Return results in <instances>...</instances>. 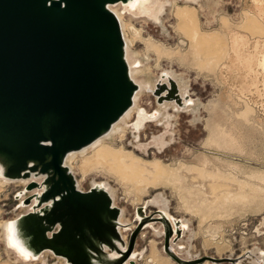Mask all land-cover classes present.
<instances>
[{
  "label": "water",
  "instance_id": "water-1",
  "mask_svg": "<svg viewBox=\"0 0 264 264\" xmlns=\"http://www.w3.org/2000/svg\"><path fill=\"white\" fill-rule=\"evenodd\" d=\"M132 1L0 0V167L10 180L45 178L27 188L45 187L24 201L37 199L35 211L16 221L36 256L50 251L68 264H135L138 236L157 223L164 228L163 251L177 264H238L241 258H182L171 248L183 238L181 220L174 221L175 232L164 213L148 214L144 206L136 210L126 248L121 209L108 191H82L65 165L70 153L109 133L134 104L139 86L111 10ZM154 96L160 104H182L173 79ZM112 253L119 257L110 259Z\"/></svg>",
  "mask_w": 264,
  "mask_h": 264
},
{
  "label": "rangeland",
  "instance_id": "rangeland-1",
  "mask_svg": "<svg viewBox=\"0 0 264 264\" xmlns=\"http://www.w3.org/2000/svg\"><path fill=\"white\" fill-rule=\"evenodd\" d=\"M214 1L216 0H199L197 5L178 1V6L198 8L199 4L212 5ZM169 10L170 8L163 17L165 28L142 19L143 16L134 19L132 23L127 22L140 31L141 37L139 36V40L136 39L138 42L135 40L134 49L149 55V66L153 77L159 78L161 73L168 69L185 75L191 81V96L201 101L202 105L199 109L195 107L194 111L187 113H176L170 109L168 114L171 117L167 122L162 125L155 122L147 123L139 135L131 127L135 120L133 114L128 122V132L118 135L113 142L102 145L111 146L117 151H124L147 162L157 161L165 170H173L177 173L180 172L181 165L194 166L197 169L194 171L195 177L199 180L203 179L201 180L203 182L213 181L217 193L222 190L221 184L224 182L237 184V181L247 184V188H251L253 194L257 193L258 188L264 191V181L258 177H264V0H220L219 6L210 9L209 21L198 12L200 31L216 40L214 46L209 47V50L207 48L206 53L211 56L205 55L208 58L202 66L183 67L177 59L171 61L165 56L159 60L155 52L146 48V42L150 40L167 50L180 51L182 55L188 54L187 60L190 64H199L196 60L198 56L194 54L195 50L190 47L189 37L178 29V20L173 15L174 10L172 13ZM236 38L240 41L235 48ZM210 49L214 53H211ZM210 60H212L211 64H209ZM139 107L153 113L158 109L156 97L152 94L142 95ZM193 113L199 118L196 122L193 121ZM209 119L216 121L214 125L217 126L215 129L219 134L217 142L214 143L210 141ZM222 138L230 143V148L222 145ZM95 150L79 158L77 164H74L76 178L81 181V190L91 189L93 181L108 182L115 188L117 206L125 210V219L134 225V229L137 226V208L143 206L156 194L164 193L170 200L172 215L177 219L190 221L191 228L197 233L193 240H188L186 237L182 241L184 244L190 241L193 245L192 252L198 258L236 259L246 255L243 264H255L253 261L256 255L250 257V253L258 248L264 254V204L261 206L263 200L261 203L239 202L226 208L223 206L215 208L217 205H211L208 209L206 205L204 207L206 210L203 211L197 208L200 204L195 202L191 194L179 185L176 189L147 187L138 194L136 192L128 194L115 177L95 170L87 173L83 171L82 161L90 157ZM28 186L17 183L1 186L3 189L0 187V264H23L17 262L16 257L7 249L1 224L27 213L25 209L20 208L18 195ZM35 190L28 191L27 197H31ZM252 198L251 196L250 199ZM184 204H187L188 208L195 209L197 213H194V210L193 212L186 210ZM157 210L156 207H149L147 213ZM155 226L161 224L157 223ZM211 228L218 229V234L215 236L217 241L206 237L208 235L206 231ZM130 234H126L128 241ZM141 234L137 238L135 250L147 251L144 259L140 257L135 264H148V258L145 261L148 255L152 259L151 242L156 244L158 256L163 258V262L167 261L165 264H177L163 251L164 236H156L151 228L145 229ZM209 239L212 241L210 242ZM60 259L61 261L50 252L45 262L31 264H67L65 259ZM206 262L214 264L208 260Z\"/></svg>",
  "mask_w": 264,
  "mask_h": 264
},
{
  "label": "bare ground",
  "instance_id": "bare-ground-1",
  "mask_svg": "<svg viewBox=\"0 0 264 264\" xmlns=\"http://www.w3.org/2000/svg\"><path fill=\"white\" fill-rule=\"evenodd\" d=\"M178 1H185L189 4L194 3L196 5L199 3V0H133L131 3L126 4V5L121 3L115 6H111V10L117 15L121 23L124 39L126 42V58L130 66V75H131V78L134 80V82L139 86V90L136 92L134 96V104L132 108L117 123L113 125L110 132L107 133L105 136L99 138L97 141H95L90 146L80 151L70 153L65 160V165L70 169L71 173L76 178L74 164H77L79 158L85 157L86 155H88L89 153H91L92 151L96 149L95 152L90 157L85 158L82 161L83 171L87 173L89 171L91 172V170H93L94 172L95 170V172H99L104 175L106 174V175H111L115 177L117 181H119L125 187L126 189L125 192H127L128 194H132L134 192L138 194L140 190L147 188V187H153V188L172 187L176 189V186L179 185L185 191L191 194L192 198L195 199V202L200 204V207H197L199 208V210L205 211L206 208L204 207L206 205L208 209L209 207H211V205H217L215 206V208L218 206L219 207L223 206V208L224 207L226 208L230 206L231 204H235L239 202L244 203V204L249 203V202H257V203L260 202L261 203L263 200V202L261 203V206H262V204H264V196H262L264 195V191L260 188L257 189V193L253 194L251 191L252 189L247 188L248 187L247 184L243 182L237 181L238 182L237 184H234V183L229 184L223 181L224 182L223 184L220 183L222 185L221 187L222 190L221 191L219 190L220 192L217 193L214 188L215 184L212 183L213 181L203 182L201 181L203 179L199 180L198 177H195L196 174L194 173V171L197 169L194 166L185 167L181 165L180 172L177 173V172H174L173 170H165L164 168H162L160 163L157 161L147 162L132 154H126L124 151H117L111 148V146L108 147V146L102 145L108 142H113L115 138L118 135H121L122 133H127L128 132L127 131L128 122L131 120L133 114H135V120L131 124V127L139 135L141 131L145 128V125L147 123L155 122V123L162 125L165 122H167L168 119L171 117V115L168 114L170 109H173L176 113H187L189 111L191 112L194 111L193 108L195 107L199 109V106L202 105L201 101H197L191 96V93H190L191 81L187 79L185 75L179 74L173 69H168V70L163 71L161 75L159 76V78H157L156 76L153 77V74L151 72V67L149 66V62H150L149 55L142 54L141 52H137L134 49V42L136 41L138 42L140 31L135 26L127 23V22L132 23L134 19L137 20L139 16H143L142 19H147L148 21H151L155 24H160L163 28H165L163 17L167 13V9L170 8L169 10L170 13H172L174 10L173 15L178 20V29L183 31L189 37V40L191 42L190 47L195 50L194 54L198 56L196 60L198 61L199 64H197L195 61L194 62L196 64H190L189 61L187 60L189 56L188 54L182 55L180 51L174 52L171 50H167V48L162 47L158 44H155L150 40L146 42L147 44L146 48H148V51L151 50L153 51V53L155 52L159 60L165 56L171 59V61L173 59H177L183 67L184 66L187 67L189 65L190 66L191 65L192 66H195V65L202 66L205 63V59L211 56V55L208 56L209 53H206V52L209 50V47H212L214 46V44H216V40L213 39L214 37L212 38V36L210 35L207 36L202 31H200V28H199L200 22H199V18L197 14L198 12H201L203 16L206 17V20L209 21L208 13L210 9L215 6H219L220 0L214 1V4L212 5L199 4L198 8L178 6V3H179ZM182 43H184V41H182ZM212 49L210 50L212 51ZM215 51H218V50H215ZM211 53H214V51H212ZM205 55H207L208 57H206ZM210 61L211 62H209V64L212 63V60ZM170 79H173L177 84L179 93L182 97V104H178L175 101L165 102L163 104H160L157 101V97L155 96L158 109H156L153 113L152 112L149 113L147 112L145 108L139 107V103H140V99L142 95L144 94L154 95V91H156L157 86L162 83H166L170 87ZM193 114H194V117H196V114L195 113ZM214 122L216 121L215 120L213 121V119L208 120V128L211 134L210 141H212L213 143L217 142L216 139H217V136L219 135L218 132H216L217 130L215 129V127L217 126L214 125ZM219 139H221V136ZM222 140H223L222 145H226L228 146V148H230V145H229L230 143L226 139L222 138ZM258 177L259 179L264 181V177L263 178H261L260 176ZM254 178H257V177L254 176ZM44 180H45L44 177L35 178L34 176H32L28 180H24V179L10 180L4 177L3 170L0 167V187L1 186L5 187L10 184H17V183H22L26 187L33 181H37L38 183L42 184ZM76 181H77V185L79 189H81V181H79L77 178H76ZM92 186L100 187V188L107 190L113 199L114 205L117 206L115 188H113L108 182L93 181ZM44 191H45V187L41 189H36L33 192V195L35 194L42 195ZM27 193L29 192L26 189L23 192H21L18 195V197H19L20 208L25 209L27 213H29V212L35 211V207L38 205L39 201L35 199L32 201L30 205L28 206L25 205L24 201L28 198ZM219 195L221 197H219ZM251 196L253 197L252 199H250ZM143 206L146 209L149 207H156L159 211L164 213L166 217H168L172 221L173 228L175 232L177 231V227L174 221L178 219L172 215L170 200L166 197L164 193L156 194L152 199L147 200ZM184 207L188 211L193 212L194 210V213H197L195 209L188 208L187 204H184ZM120 209H121V216H120L119 222L122 224L123 227H120L119 230L123 237V240L126 243V248H127L128 237L126 236V234H129L130 231L134 229V225L131 222L126 221L125 210L123 208H120ZM203 214L206 215V213H203ZM136 218L138 217L136 216ZM17 219L1 224L3 239H4L7 249L9 250L10 253H12L16 257L17 262L19 261L23 264L45 262V258L47 257L48 253H50V251H46L41 256H36L34 251L29 246L27 239L24 237V234L22 233V230L20 228V222L19 220L16 221ZM10 225L14 226V233L13 231H10V228H9ZM147 228H151L153 233L156 234V236L158 237H163L164 235V228L162 225L157 227L155 226V224H151ZM180 229L183 230L184 239L182 238L176 243L172 241L171 242L172 250L184 259H187V260L198 259V256L194 255L192 252L193 245H191L190 241L186 242L187 244H184V241H182V240H185L186 237H188V240H193L194 237L197 236V233H195L194 230L191 228V222L186 219H182L181 224H180ZM206 234H208L206 237H210V239L212 238L216 240L217 237L215 236L218 234V229H212V228L208 229L206 231ZM13 240H15L16 244L18 245V248H22L24 250L23 253L20 250H18V248H14L12 246ZM211 241L212 240H210V242ZM150 247H151L150 256L152 257V259L149 258V255H148L145 261L148 258V261H147L148 264H151V263L152 264H165L167 261H165L164 263L163 258H160L158 256L156 244L151 242ZM123 250H125V247L123 248ZM146 251L147 250L138 252L137 250H135L133 252L131 260L134 262H138V259H140V257L144 259L146 255L145 254ZM24 253L27 254V257H25ZM254 255H256V257L253 263L264 264V254L258 248H255L250 253V257H253ZM245 256L246 255L240 256L241 261H239L238 264H243V261L245 260L244 259ZM118 257L119 255L116 253H112L109 256L110 259H116ZM60 258L61 257H58V259L61 261ZM65 262L67 263L66 259H65ZM208 263L209 262H206L205 264H208ZM127 264H131V262L129 261L127 262Z\"/></svg>",
  "mask_w": 264,
  "mask_h": 264
},
{
  "label": "snow or ice",
  "instance_id": "snow-or-ice-1",
  "mask_svg": "<svg viewBox=\"0 0 264 264\" xmlns=\"http://www.w3.org/2000/svg\"><path fill=\"white\" fill-rule=\"evenodd\" d=\"M9 228H10V231H13V233H14V226L10 225ZM12 246L14 248H18V245L16 244L15 240H13ZM18 250H20L22 253L24 252V250L22 248H18ZM24 255H25V257H27L26 253H24Z\"/></svg>",
  "mask_w": 264,
  "mask_h": 264
},
{
  "label": "crops",
  "instance_id": "crops-1",
  "mask_svg": "<svg viewBox=\"0 0 264 264\" xmlns=\"http://www.w3.org/2000/svg\"><path fill=\"white\" fill-rule=\"evenodd\" d=\"M239 39L238 38H236L235 40H234V47L236 48V47H238V45H239ZM264 65V64H263Z\"/></svg>",
  "mask_w": 264,
  "mask_h": 264
},
{
  "label": "flooded vegetation",
  "instance_id": "flooded-vegetation-1",
  "mask_svg": "<svg viewBox=\"0 0 264 264\" xmlns=\"http://www.w3.org/2000/svg\"><path fill=\"white\" fill-rule=\"evenodd\" d=\"M191 87H192V85H191ZM199 120V118L197 117V115H196V117H194V119H193V121L194 122H196V121H198ZM263 225H264V220H263ZM260 232V231H259ZM144 234V233H143ZM143 234H142V236H143Z\"/></svg>",
  "mask_w": 264,
  "mask_h": 264
}]
</instances>
